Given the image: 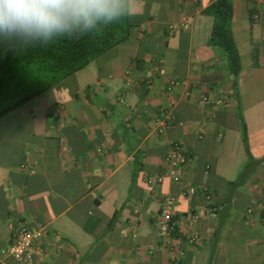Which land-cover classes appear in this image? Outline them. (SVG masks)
<instances>
[{
  "label": "crops",
  "instance_id": "crops-1",
  "mask_svg": "<svg viewBox=\"0 0 264 264\" xmlns=\"http://www.w3.org/2000/svg\"><path fill=\"white\" fill-rule=\"evenodd\" d=\"M211 1L133 0L128 38L56 83L66 95L12 110L24 124L0 136V248L19 223L41 236L5 264H264V23L252 17L264 8L231 0L232 78L207 43ZM172 142L185 156L176 182Z\"/></svg>",
  "mask_w": 264,
  "mask_h": 264
},
{
  "label": "trees",
  "instance_id": "trees-1",
  "mask_svg": "<svg viewBox=\"0 0 264 264\" xmlns=\"http://www.w3.org/2000/svg\"><path fill=\"white\" fill-rule=\"evenodd\" d=\"M111 3L120 6V0ZM232 13L231 0H213L201 10V14L210 18L207 43L223 57L227 73L235 78L240 62L230 29ZM131 28L126 12L120 20L98 25L97 30L87 35L76 33L72 38L57 35L47 43L0 32V118L126 40ZM240 121L245 140L241 118ZM247 157L239 178L249 174V166L254 162L251 156Z\"/></svg>",
  "mask_w": 264,
  "mask_h": 264
},
{
  "label": "clouds",
  "instance_id": "clouds-1",
  "mask_svg": "<svg viewBox=\"0 0 264 264\" xmlns=\"http://www.w3.org/2000/svg\"><path fill=\"white\" fill-rule=\"evenodd\" d=\"M133 0H0V32L49 42L54 36L87 35L120 20Z\"/></svg>",
  "mask_w": 264,
  "mask_h": 264
},
{
  "label": "built area",
  "instance_id": "built-area-1",
  "mask_svg": "<svg viewBox=\"0 0 264 264\" xmlns=\"http://www.w3.org/2000/svg\"><path fill=\"white\" fill-rule=\"evenodd\" d=\"M258 2L264 8V0H251ZM252 17L264 23V10H257ZM180 25L186 26V19L181 18ZM176 24H170L168 28L174 29ZM163 161L166 166L168 177L171 181L176 182L179 179L181 166L185 161V156L181 147L175 143H170L167 151L163 156ZM162 177L159 175L155 181L160 182ZM175 198L172 195L166 194L160 198L159 210L156 218L157 234L160 238L167 237L171 229V217L173 215V206ZM41 236L40 230H31L24 224H17L12 233V242L5 247L0 248V264H5V259L10 257L14 261H23L29 253L33 243Z\"/></svg>",
  "mask_w": 264,
  "mask_h": 264
},
{
  "label": "rangeland",
  "instance_id": "rangeland-1",
  "mask_svg": "<svg viewBox=\"0 0 264 264\" xmlns=\"http://www.w3.org/2000/svg\"><path fill=\"white\" fill-rule=\"evenodd\" d=\"M113 51H114V49H113ZM113 51H110L109 53H106V55H102V57H100L101 60H104L102 58H105L106 56L108 58L110 56V53H113ZM87 68H89V67H87ZM59 82H61V81H59ZM64 82H68V81H64ZM46 90H47V91H45L46 93H44L45 95L46 94H51L54 97H57L58 95H66L67 92H69V90L67 89V86L64 83L63 84L61 83V85H56V84L55 85H52L51 87H49ZM26 106H28V104L27 105H23L21 107H18L17 108V111L26 108ZM12 114H15V113H12V111H11V113H8L6 115V117H4V118L2 117L0 119V136H1L2 133H5L6 132L7 133L6 136L9 137V139L11 138L10 137L11 136L10 135L11 133L15 135V133L13 132V130H14L13 127L24 124L23 123L24 122L23 121V118H19V117H21V116H19V114H16V115H12ZM22 117H24V116H22ZM22 127L24 128V126H22ZM8 131L11 132V133H8Z\"/></svg>",
  "mask_w": 264,
  "mask_h": 264
}]
</instances>
